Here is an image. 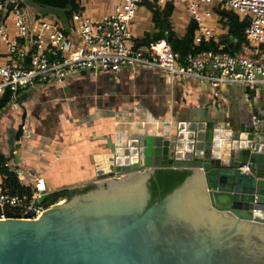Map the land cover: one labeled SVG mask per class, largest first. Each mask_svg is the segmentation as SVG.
<instances>
[{"label":"water","instance_id":"obj_1","mask_svg":"<svg viewBox=\"0 0 264 264\" xmlns=\"http://www.w3.org/2000/svg\"><path fill=\"white\" fill-rule=\"evenodd\" d=\"M153 130L98 155L88 192L0 221V264H264L263 105ZM158 169L191 174L152 203Z\"/></svg>","mask_w":264,"mask_h":264},{"label":"crops","instance_id":"obj_2","mask_svg":"<svg viewBox=\"0 0 264 264\" xmlns=\"http://www.w3.org/2000/svg\"><path fill=\"white\" fill-rule=\"evenodd\" d=\"M114 3L115 0H94V9L107 13L88 16L98 19L110 14ZM176 6L171 19L181 36L191 19L185 15L173 18ZM140 7L138 11L147 14L142 13L133 26L134 38L153 30L150 11ZM212 15L208 21L214 29V41L219 42L229 31L214 9ZM231 39L238 41L233 36ZM5 60V52L0 53V63ZM251 100L264 107V86L256 91L228 86L215 97L208 84L192 78H166L150 68L126 67L118 73L80 72L63 83L50 82L24 92L21 108L7 103L0 109V156L11 164L23 187L30 186L34 176H42L49 193L86 188L94 184L98 166L103 165L97 156L110 153L111 145L144 136L146 128L153 127L152 136L164 133L157 130L169 133L170 128L194 119L230 124L243 103ZM26 116L29 138L21 130ZM5 179L0 172L2 185Z\"/></svg>","mask_w":264,"mask_h":264},{"label":"built area","instance_id":"obj_3","mask_svg":"<svg viewBox=\"0 0 264 264\" xmlns=\"http://www.w3.org/2000/svg\"><path fill=\"white\" fill-rule=\"evenodd\" d=\"M23 1L0 0V39L6 47V60L0 63V98L10 92L8 105L12 107L21 108L24 92L47 83H63L85 71L118 73L126 67L158 70L166 78H192L210 85L215 97L228 86L249 90L264 86V0H154L160 7L184 4L189 18L197 24V44L215 39L208 21L214 8L232 12L246 23L244 40L236 52L203 51L184 58L165 40L133 48V21L143 0H115L112 13L102 18L74 13L64 24L51 21ZM10 18L17 30L14 37L8 33ZM21 130L25 138L31 136L28 116ZM2 166L16 173L8 161ZM28 187L30 195L13 193L0 183V221L37 220L49 209L40 202L49 194L44 178L34 176ZM261 217L255 214V218Z\"/></svg>","mask_w":264,"mask_h":264},{"label":"trees","instance_id":"obj_4","mask_svg":"<svg viewBox=\"0 0 264 264\" xmlns=\"http://www.w3.org/2000/svg\"><path fill=\"white\" fill-rule=\"evenodd\" d=\"M82 0H24V4L32 8H36L43 14L47 15L50 11L57 13V22L69 23L74 13H82ZM148 9L151 13V21L153 23V30L145 32L142 37L134 38L132 36V45L135 49L149 47L151 44L157 43L160 40H165L171 49L180 54L184 58L189 53H197L203 51H225L236 52L240 44L244 40V32L246 23L242 22L240 18L229 11L219 10L214 8L216 14L220 17L224 26L228 29V34L218 41H203L200 44L195 42L197 34L196 22L190 20L183 35H178L172 23V15L174 12V5L167 4L160 7L154 0H143L140 4ZM61 20V21H60ZM237 38L235 43L231 37ZM223 44V48L220 49ZM235 46V49H231ZM10 100V92H7L0 100V109L7 105ZM5 160L0 156V172L5 175V186L13 193H27L31 194L30 187H23L19 182L18 174L8 171L2 166ZM191 174L190 171L184 169H158L155 175L148 181L151 192V202L161 200L177 186L182 184L184 180ZM93 186L84 189H64L57 192L49 193L42 203L45 206L56 204L61 198L71 199L77 193H86L91 190Z\"/></svg>","mask_w":264,"mask_h":264},{"label":"rangeland","instance_id":"obj_5","mask_svg":"<svg viewBox=\"0 0 264 264\" xmlns=\"http://www.w3.org/2000/svg\"><path fill=\"white\" fill-rule=\"evenodd\" d=\"M176 5H177L176 6L177 8L175 10V14H174V17L173 18H176V15H178V16L179 15H185V16L189 17L188 14H187V12H186V7L184 6V4L178 2V3H176ZM82 6H83L82 14H84V15H90V16H93V17H101V15L107 13V12H102V11L100 12V9L99 8L94 9V7H95L94 0H82ZM142 13L144 15H146L147 14V11H141V10L138 11L137 10L136 16H135L136 19H134V21H133V26L135 25V23H136V25L138 24L139 17L142 16ZM56 15H57V13L50 11L47 14V17L51 21H54V20L57 19V16ZM7 26H8V29H9L8 30V33H9L10 37H14L16 35V33H17V30H16V27L14 25V22H13V20L11 18L8 20ZM77 39H78V42L80 44H82V40L79 37H77ZM5 48H6L5 47V43L0 39V53H2V52H5L6 53ZM256 90L257 89H255L254 91H256ZM70 189H73V188H70ZM81 189H84V188H81Z\"/></svg>","mask_w":264,"mask_h":264},{"label":"bare ground","instance_id":"obj_6","mask_svg":"<svg viewBox=\"0 0 264 264\" xmlns=\"http://www.w3.org/2000/svg\"><path fill=\"white\" fill-rule=\"evenodd\" d=\"M259 213H261V212L259 211ZM256 214H258V213H256Z\"/></svg>","mask_w":264,"mask_h":264}]
</instances>
